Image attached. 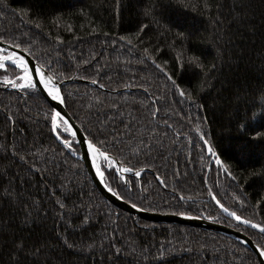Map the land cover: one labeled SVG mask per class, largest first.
Instances as JSON below:
<instances>
[{"label": "trees", "instance_id": "1", "mask_svg": "<svg viewBox=\"0 0 264 264\" xmlns=\"http://www.w3.org/2000/svg\"><path fill=\"white\" fill-rule=\"evenodd\" d=\"M0 42L58 81L96 82L62 83V98L92 144L140 170L123 182L101 160L121 198L204 214L264 249L212 199L264 225V0H0ZM51 113L35 87L0 88V264H259L216 231L115 206Z\"/></svg>", "mask_w": 264, "mask_h": 264}, {"label": "water", "instance_id": "2", "mask_svg": "<svg viewBox=\"0 0 264 264\" xmlns=\"http://www.w3.org/2000/svg\"><path fill=\"white\" fill-rule=\"evenodd\" d=\"M7 65L15 68H20L22 70H28L31 73L34 79L33 85L51 106L52 113L50 125L54 137L64 148L70 149V139H63L58 134L57 128H59V121H61L65 128H67L68 133L75 138V142L79 144L80 154L77 156L83 161V165L87 174L89 175L97 189H99V191L107 200H109L121 210L135 214L140 218L152 222L179 223L216 231L220 234L233 238L248 247L257 257L258 263L264 264V249H262L244 232L235 229L230 225L216 222L210 217H206L204 214L197 215L189 213H162L145 210L130 202L125 201L105 183L103 179V173L101 171V160H106L107 162L111 161V165L113 166L115 172L122 176L123 182L126 181L127 175L136 176L138 175L140 170L128 169L127 166L121 164L112 154L102 151L100 148L92 144L88 140L84 132L81 130V128L76 124V122L67 112L62 98L61 84L66 82H81L96 85L95 81L83 78H66L58 81L26 52L16 50L9 44L0 42V68H4ZM13 82V79L0 80V88L19 90V88L15 86ZM52 86L56 87L58 92L57 96L51 94L49 87ZM203 142L206 147V151L210 152L208 143L204 140ZM213 156H215V152H212V157ZM218 162L221 164L219 160ZM98 170H100L102 175L98 173ZM154 176L157 179L158 183L162 184L160 178L156 174H154ZM212 199L224 217H228L234 222H237L243 226L254 229L264 234L263 224L246 220L233 211L224 207L214 196H212Z\"/></svg>", "mask_w": 264, "mask_h": 264}, {"label": "bare ground", "instance_id": "3", "mask_svg": "<svg viewBox=\"0 0 264 264\" xmlns=\"http://www.w3.org/2000/svg\"><path fill=\"white\" fill-rule=\"evenodd\" d=\"M22 81L24 83H31V84H33L34 79H33L31 73L28 70H25L23 72V74H22ZM49 90H50V92H51L52 95L57 96L58 92H57L56 87H53V86L52 87H49ZM98 173L100 175H102V173L100 172V170H98Z\"/></svg>", "mask_w": 264, "mask_h": 264}, {"label": "rangeland", "instance_id": "4", "mask_svg": "<svg viewBox=\"0 0 264 264\" xmlns=\"http://www.w3.org/2000/svg\"><path fill=\"white\" fill-rule=\"evenodd\" d=\"M21 71H20V75L17 77L18 78V81H16L17 82V85L18 86H23V87H31V86H33V84H31V83H24L23 81H22V74H23V72L25 71V70H22V69H20ZM4 78H7V76H4ZM102 170V169H101Z\"/></svg>", "mask_w": 264, "mask_h": 264}, {"label": "flooded vegetation", "instance_id": "5", "mask_svg": "<svg viewBox=\"0 0 264 264\" xmlns=\"http://www.w3.org/2000/svg\"><path fill=\"white\" fill-rule=\"evenodd\" d=\"M211 158H214V157H211ZM207 217V216H206Z\"/></svg>", "mask_w": 264, "mask_h": 264}]
</instances>
